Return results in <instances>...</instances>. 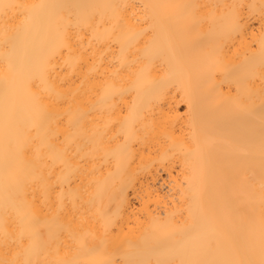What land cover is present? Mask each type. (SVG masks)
<instances>
[{
    "label": "bare ground",
    "instance_id": "bare-ground-1",
    "mask_svg": "<svg viewBox=\"0 0 264 264\" xmlns=\"http://www.w3.org/2000/svg\"><path fill=\"white\" fill-rule=\"evenodd\" d=\"M0 264H264V0H0Z\"/></svg>",
    "mask_w": 264,
    "mask_h": 264
}]
</instances>
